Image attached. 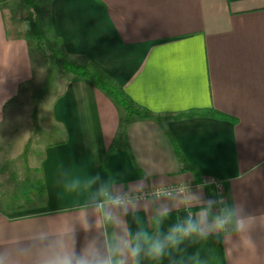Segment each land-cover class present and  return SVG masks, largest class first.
I'll list each match as a JSON object with an SVG mask.
<instances>
[{
	"label": "crops",
	"instance_id": "obj_1",
	"mask_svg": "<svg viewBox=\"0 0 264 264\" xmlns=\"http://www.w3.org/2000/svg\"><path fill=\"white\" fill-rule=\"evenodd\" d=\"M52 15L63 50L101 66L139 105L164 116L195 108L228 116L167 121L183 159L157 121L133 118L132 155L121 141L103 166L125 112L92 82L67 74L49 127L62 134L43 146L45 193L15 206L0 196V251L15 264H36L50 240L78 249L108 239L112 229L95 208L93 177L125 193L210 182L182 195L133 201L120 227L149 235L188 215H206L211 223L220 206L212 182L219 181L223 206L249 218L250 230H209L141 264H264V0H53ZM35 52L25 39L6 36L0 8V130L7 108L29 96ZM207 202L211 211L202 212ZM165 208L170 212L158 226Z\"/></svg>",
	"mask_w": 264,
	"mask_h": 264
},
{
	"label": "clouds",
	"instance_id": "obj_2",
	"mask_svg": "<svg viewBox=\"0 0 264 264\" xmlns=\"http://www.w3.org/2000/svg\"><path fill=\"white\" fill-rule=\"evenodd\" d=\"M92 184L99 185L95 189V208L98 215L102 223L112 229L108 239L101 242V239L93 238L78 249H69L60 241L50 240L36 264H141L143 258L161 260L170 254V249L178 248L185 239L194 236L205 238L209 235V230L226 231L231 228L236 233H245L251 228L249 218L225 206L213 215L211 223L206 215L197 218L188 215L169 227L167 232L160 231L155 235L140 230L126 232L120 227V223L121 216L127 215L129 207L132 206L130 194L112 191L107 182H100L98 176L92 178ZM211 207V202H207V207L201 211L210 212ZM169 212L170 209L165 208L158 213V226ZM88 230L91 231L92 226ZM0 264L15 262L10 253L0 251Z\"/></svg>",
	"mask_w": 264,
	"mask_h": 264
},
{
	"label": "rangeland",
	"instance_id": "obj_3",
	"mask_svg": "<svg viewBox=\"0 0 264 264\" xmlns=\"http://www.w3.org/2000/svg\"><path fill=\"white\" fill-rule=\"evenodd\" d=\"M7 4L17 6L14 0ZM59 51L62 59L85 63L61 47ZM34 58L35 80L24 90L29 96L14 109L7 108V125L0 130V196L14 206L39 199L31 186L40 180L43 146L62 134L51 132V113L67 73L51 52H35Z\"/></svg>",
	"mask_w": 264,
	"mask_h": 264
},
{
	"label": "trees",
	"instance_id": "obj_4",
	"mask_svg": "<svg viewBox=\"0 0 264 264\" xmlns=\"http://www.w3.org/2000/svg\"><path fill=\"white\" fill-rule=\"evenodd\" d=\"M9 1L10 0H0L6 36L9 39H25L27 42L33 44L39 52H51L67 74L73 78H81L92 82L98 89L111 97L125 112L122 130L116 140L114 148L109 152L102 163L103 166L107 165L109 156L116 151L121 141L125 142L131 154L127 131L133 118L157 121L170 137L176 148L177 154L183 159L184 155L180 151L178 142L168 129L166 125L167 121L196 116H228L219 113L214 108H195L175 116H164L155 113L147 107L139 105L111 74L92 60L85 59V63L80 64L72 60L61 58L59 48H63L64 41L54 26L52 15L53 0H14L17 4L16 7L8 5L7 3ZM67 54L70 55V53ZM136 168L140 170L138 166H136ZM197 179H200V177ZM31 187L35 191H38V196L45 193V184L42 178Z\"/></svg>",
	"mask_w": 264,
	"mask_h": 264
},
{
	"label": "built area",
	"instance_id": "obj_5",
	"mask_svg": "<svg viewBox=\"0 0 264 264\" xmlns=\"http://www.w3.org/2000/svg\"><path fill=\"white\" fill-rule=\"evenodd\" d=\"M205 183H210L206 181H199V182H189V183H182V184H176V185H170V186H164V187H157L153 189H147L145 191L136 192V193H129L132 202L133 201H139L144 199H153V198H160V197H171L173 195H182L186 194L195 190L200 189ZM213 185L216 187L217 192L219 194L220 198V206L217 208L216 212L224 207V196H223V186L222 183L219 181L212 182Z\"/></svg>",
	"mask_w": 264,
	"mask_h": 264
}]
</instances>
